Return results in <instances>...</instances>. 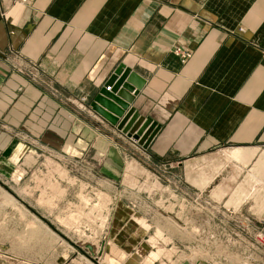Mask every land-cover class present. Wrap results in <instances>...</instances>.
Listing matches in <instances>:
<instances>
[{
	"label": "crops",
	"instance_id": "obj_1",
	"mask_svg": "<svg viewBox=\"0 0 264 264\" xmlns=\"http://www.w3.org/2000/svg\"><path fill=\"white\" fill-rule=\"evenodd\" d=\"M28 61L36 81L15 68ZM119 64L143 80L130 106L158 127L146 148L89 106ZM47 161L112 198L137 197L143 179L130 204L164 203L146 227L111 218L121 263L264 264L251 243L264 227V0H0V171L36 191Z\"/></svg>",
	"mask_w": 264,
	"mask_h": 264
},
{
	"label": "rangeland",
	"instance_id": "obj_2",
	"mask_svg": "<svg viewBox=\"0 0 264 264\" xmlns=\"http://www.w3.org/2000/svg\"><path fill=\"white\" fill-rule=\"evenodd\" d=\"M69 151L71 155L75 153L74 145ZM50 163L45 162L47 171L33 175L36 191L22 184L16 176H6L0 171V264H124L120 262L124 257L108 254L111 241L105 232L111 218L115 220L120 216L146 227L144 213L156 220L163 217L160 211H165L166 206L158 196L152 198L150 207L130 204L135 198H141L143 191L145 194L150 191V184L143 179L137 197L116 191L112 198L110 193L97 190L95 182H99V177L83 176L91 186L85 189L86 184H81L78 188L77 179L81 178L78 175L82 171L71 163L68 176ZM65 177L67 180L59 182L58 178ZM26 178L28 176L24 180ZM103 178L100 185L110 188L108 178ZM25 233L30 239L21 245L19 237ZM87 244L92 246V253L85 247ZM156 259L152 264H178L174 257L168 263H163L162 258Z\"/></svg>",
	"mask_w": 264,
	"mask_h": 264
},
{
	"label": "water",
	"instance_id": "obj_3",
	"mask_svg": "<svg viewBox=\"0 0 264 264\" xmlns=\"http://www.w3.org/2000/svg\"><path fill=\"white\" fill-rule=\"evenodd\" d=\"M142 85L143 80H138L129 68L119 64L109 75L98 93L92 97L89 106L100 117L115 126L117 130L146 148L157 132L158 127H153L149 119L141 117L130 106L133 97ZM85 247L92 253L93 248L91 245L87 244ZM181 264L192 263L186 260ZM198 264L208 263L201 262Z\"/></svg>",
	"mask_w": 264,
	"mask_h": 264
},
{
	"label": "built area",
	"instance_id": "obj_4",
	"mask_svg": "<svg viewBox=\"0 0 264 264\" xmlns=\"http://www.w3.org/2000/svg\"><path fill=\"white\" fill-rule=\"evenodd\" d=\"M25 1V0H22ZM174 53L180 58L182 62L188 59L191 56V51L187 48L177 47L174 49ZM14 56H17L18 59L24 60L20 57L18 53H15ZM26 67H21L20 64H16L15 68L18 71H25L31 80L36 81L38 76L37 65L31 61L26 62ZM251 243L254 249H260L264 251V227L256 229L251 235Z\"/></svg>",
	"mask_w": 264,
	"mask_h": 264
},
{
	"label": "bare ground",
	"instance_id": "obj_5",
	"mask_svg": "<svg viewBox=\"0 0 264 264\" xmlns=\"http://www.w3.org/2000/svg\"><path fill=\"white\" fill-rule=\"evenodd\" d=\"M29 239H30V235H29L28 233H25V234H23V235H21V236L19 237V244L22 245L23 243L28 242Z\"/></svg>",
	"mask_w": 264,
	"mask_h": 264
}]
</instances>
